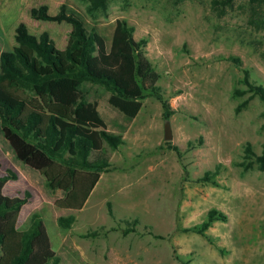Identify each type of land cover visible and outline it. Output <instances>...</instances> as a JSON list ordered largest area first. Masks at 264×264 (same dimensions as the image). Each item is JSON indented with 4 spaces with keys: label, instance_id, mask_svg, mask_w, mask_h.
Wrapping results in <instances>:
<instances>
[{
    "label": "rangeland",
    "instance_id": "1",
    "mask_svg": "<svg viewBox=\"0 0 264 264\" xmlns=\"http://www.w3.org/2000/svg\"><path fill=\"white\" fill-rule=\"evenodd\" d=\"M41 6L49 15L64 6L104 34L114 20L125 21L133 40H146L144 57L171 111L163 121L160 104L148 97L123 124L96 101L102 131L124 144L112 150L103 140L90 154L104 155L110 168L80 209H64L62 218L75 219L71 227H60L58 237L49 228L57 264H264V103L242 82L245 70L251 84L264 87V0H0V54L17 46L18 23L65 48L69 24L29 17ZM0 100L12 103L1 91ZM163 142L181 160L158 150ZM206 172L211 182H196ZM25 193L33 205L41 199L30 187L18 196ZM212 209L225 222L203 235L184 231ZM133 220L140 234L122 236Z\"/></svg>",
    "mask_w": 264,
    "mask_h": 264
},
{
    "label": "trees",
    "instance_id": "2",
    "mask_svg": "<svg viewBox=\"0 0 264 264\" xmlns=\"http://www.w3.org/2000/svg\"><path fill=\"white\" fill-rule=\"evenodd\" d=\"M29 17L64 21L70 32L65 48L58 50L46 35L34 37L24 24L16 25L13 39L17 46L0 54V91L12 100H0V145L28 171L24 176L32 186L43 195L55 192L54 207L78 210L99 173L110 168L104 155L98 153L90 159V154L100 152L103 140L112 150L124 144L119 136L102 131L105 117L96 110V101L116 111L123 124L134 118L140 101L148 97L160 104L163 121L171 111L156 85L158 76L144 57L146 40H133L132 28L125 21L114 20L104 34L89 28L79 14L64 6L54 15L43 6L30 8ZM228 60L240 64L236 58ZM242 73V82L264 103V87L251 84L246 71ZM158 148L182 158L183 153L170 142ZM29 173L41 183H35ZM208 175L204 173L196 182H211ZM15 178L12 171L0 174V264H57L37 214L30 216L26 230L16 229L18 210L28 194L22 198L2 195L4 183ZM225 220V215L212 209L201 223L184 231L203 235L213 222ZM56 221L67 229L74 218L58 217ZM136 222L122 229L121 235L137 233Z\"/></svg>",
    "mask_w": 264,
    "mask_h": 264
},
{
    "label": "crops",
    "instance_id": "3",
    "mask_svg": "<svg viewBox=\"0 0 264 264\" xmlns=\"http://www.w3.org/2000/svg\"><path fill=\"white\" fill-rule=\"evenodd\" d=\"M4 171H12L15 174L16 178L14 180H7L4 183L2 187V195L9 198L19 197V190L28 189L29 187L34 189V191L40 193L41 195V199H38L36 204L33 205L31 202L26 201L20 206L16 218V229L20 231L26 230L29 227L30 216L32 214H37L47 232L50 241V248L52 249L49 228H51L53 236L55 235V237H58L57 233L58 230H60V227L58 226L56 220L58 217L64 216V213L68 212V210L58 209L54 207L53 203L49 202L47 194L43 195L40 191H38L37 188L32 186L24 176V174L28 171L23 167L21 163H18L13 158L11 151L7 147H5V145H0V174H2ZM29 174L32 175V178L34 177L33 179H35V183H41L39 177L32 173ZM17 182L20 183L17 184ZM41 188L45 189L43 184ZM74 222L75 221H73V223ZM22 225H24V227H22Z\"/></svg>",
    "mask_w": 264,
    "mask_h": 264
},
{
    "label": "water",
    "instance_id": "4",
    "mask_svg": "<svg viewBox=\"0 0 264 264\" xmlns=\"http://www.w3.org/2000/svg\"><path fill=\"white\" fill-rule=\"evenodd\" d=\"M163 139L165 141H168L170 139V132H169L168 123L165 124Z\"/></svg>",
    "mask_w": 264,
    "mask_h": 264
}]
</instances>
